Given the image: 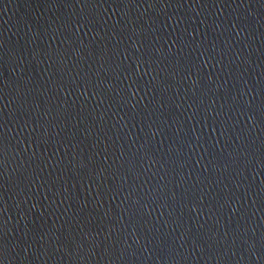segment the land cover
<instances>
[{"label": "water", "instance_id": "obj_1", "mask_svg": "<svg viewBox=\"0 0 264 264\" xmlns=\"http://www.w3.org/2000/svg\"><path fill=\"white\" fill-rule=\"evenodd\" d=\"M0 264H264V0H0Z\"/></svg>", "mask_w": 264, "mask_h": 264}]
</instances>
